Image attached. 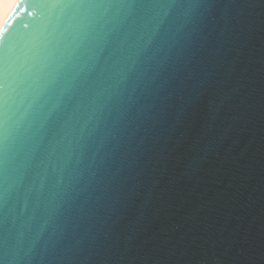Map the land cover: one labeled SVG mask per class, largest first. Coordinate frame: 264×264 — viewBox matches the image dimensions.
Here are the masks:
<instances>
[{
	"label": "snow or ice",
	"instance_id": "obj_1",
	"mask_svg": "<svg viewBox=\"0 0 264 264\" xmlns=\"http://www.w3.org/2000/svg\"><path fill=\"white\" fill-rule=\"evenodd\" d=\"M0 264H264V0H0Z\"/></svg>",
	"mask_w": 264,
	"mask_h": 264
},
{
	"label": "water",
	"instance_id": "obj_2",
	"mask_svg": "<svg viewBox=\"0 0 264 264\" xmlns=\"http://www.w3.org/2000/svg\"><path fill=\"white\" fill-rule=\"evenodd\" d=\"M25 19H27V17H25Z\"/></svg>",
	"mask_w": 264,
	"mask_h": 264
}]
</instances>
